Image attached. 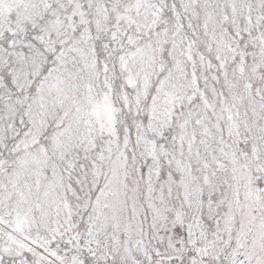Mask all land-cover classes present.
Here are the masks:
<instances>
[{
	"label": "snow or ice",
	"instance_id": "snow-or-ice-1",
	"mask_svg": "<svg viewBox=\"0 0 264 264\" xmlns=\"http://www.w3.org/2000/svg\"><path fill=\"white\" fill-rule=\"evenodd\" d=\"M0 264H264V0H0Z\"/></svg>",
	"mask_w": 264,
	"mask_h": 264
}]
</instances>
